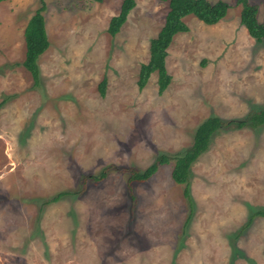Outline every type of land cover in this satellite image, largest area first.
Instances as JSON below:
<instances>
[{"label": "rangeland", "instance_id": "obj_1", "mask_svg": "<svg viewBox=\"0 0 264 264\" xmlns=\"http://www.w3.org/2000/svg\"><path fill=\"white\" fill-rule=\"evenodd\" d=\"M45 1L50 46L36 87L20 63L42 0L0 2V264H264V217L247 225L264 207V125L214 133L191 167L190 216L175 159L135 181L133 196L118 168L189 147L208 116L264 106V41L241 23L239 0L212 25L184 18L161 94L157 72L142 89L138 78L168 1L137 0L114 36L123 0ZM249 1L263 21L264 0ZM109 164L104 180L84 182Z\"/></svg>", "mask_w": 264, "mask_h": 264}, {"label": "trees", "instance_id": "obj_2", "mask_svg": "<svg viewBox=\"0 0 264 264\" xmlns=\"http://www.w3.org/2000/svg\"><path fill=\"white\" fill-rule=\"evenodd\" d=\"M4 0H0L2 2ZM102 2L103 0H94ZM168 1L169 10L165 17V22L157 35L150 40L149 60L142 63L138 86L144 88L153 72L158 74V90L163 93L172 81V75L167 67L168 48L177 33L189 30L188 24L184 18L190 14L195 15L198 19L206 24H215L222 20L231 7V4L225 0L211 2L210 0H162ZM137 0H123L119 13L114 15L109 22L108 32L114 36L126 22L129 13L136 6ZM241 4L240 19L246 27L249 34L258 42L264 41V20L258 19V6L249 0H239ZM46 1L37 7L34 14L30 17L25 28L26 53L22 64L33 78V86L41 85V66L40 57L49 48L50 39L47 32L44 11ZM18 64V63H15ZM107 77H104L100 83V91L105 94ZM264 125V106L256 107L250 110L244 119H223L218 115L208 116L204 119L194 135V141L182 151L175 153H161L156 161L147 169L141 170L135 167H118L120 170L129 174L127 187L129 193L133 196V184L135 181H143L150 178L158 169L160 163L175 159L173 168V178L177 183L184 186L183 194L190 204V214L193 212L194 204L190 192L191 167L193 162L210 147L214 133L220 129L230 127H249L257 129ZM112 168H117L116 164L105 166L99 174L86 175L83 180L94 179L97 182L104 180ZM70 192L63 191L56 195L54 199H59ZM264 217V207L259 208L250 214L247 225H250L255 217ZM187 223V222H186Z\"/></svg>", "mask_w": 264, "mask_h": 264}]
</instances>
